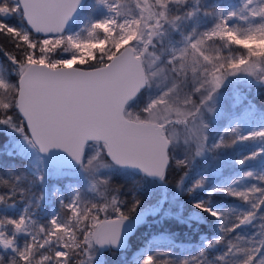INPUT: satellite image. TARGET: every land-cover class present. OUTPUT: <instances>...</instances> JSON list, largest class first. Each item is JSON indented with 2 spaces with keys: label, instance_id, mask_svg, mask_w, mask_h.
I'll return each instance as SVG.
<instances>
[{
  "label": "snow or ice",
  "instance_id": "1",
  "mask_svg": "<svg viewBox=\"0 0 264 264\" xmlns=\"http://www.w3.org/2000/svg\"><path fill=\"white\" fill-rule=\"evenodd\" d=\"M85 2L0 0V40L9 45L0 51L11 66L0 63V126L40 153L62 150L78 168L57 174L68 194L55 187L60 210L47 222L33 219L43 193L16 217L0 214V264H107V253L132 249L143 225L201 219L197 212L182 215L180 197L197 190L249 205L230 227L221 225L225 233L257 220L259 231L206 241L185 257L174 254L172 235L159 232L127 264H213L208 250L225 242L214 258L219 264H264V172L247 170L210 189L205 175L187 184L198 160L217 161L237 144L257 147L236 165L264 158V124L255 123L264 121V111L252 104L235 111L239 100L229 107L227 96L264 90V0H88L83 27L70 32ZM225 117L215 135L213 122ZM123 169L165 187L180 172L173 201L181 213L165 209L163 200L142 207L139 195L123 196L113 182ZM36 181L44 184L46 174L38 172ZM2 183L12 190L0 193V206L13 208L17 191L23 199L26 190ZM209 203L193 200L191 207L222 219Z\"/></svg>",
  "mask_w": 264,
  "mask_h": 264
},
{
  "label": "rangeland",
  "instance_id": "2",
  "mask_svg": "<svg viewBox=\"0 0 264 264\" xmlns=\"http://www.w3.org/2000/svg\"><path fill=\"white\" fill-rule=\"evenodd\" d=\"M233 4L238 3V0H232ZM89 12V4L88 0L85 4L83 12L77 22L69 27L70 32H78L83 27V19ZM13 23L19 24L18 20H13ZM0 46H9L7 45L6 41L0 40ZM0 63L5 64L1 58ZM229 107L232 106L233 103L239 100V104L237 108L234 109L235 111H239L243 108L246 104H252L255 108L259 111H264V90H248V89H241L237 94L233 90H229L227 93ZM223 119L226 121L223 122ZM228 119L221 118L217 121L213 122V130L214 134L218 135L219 131L223 129V126H226ZM258 124H264V121H255ZM257 145L246 143V144H237L233 148L220 152L218 155L220 157L219 160L213 161L211 156L207 159L198 160L196 167L193 169L192 173L187 179V184L190 185L195 179H197L200 175L207 176V188L210 189L213 185H228L231 183L233 179L236 177L242 176V174L247 170H255L256 172H264V158H261L257 161H250L245 164L243 167H240L234 163L237 158L246 155L247 153L255 150ZM21 150L23 154H21ZM10 152L13 154L14 158L18 157V162H12L16 167V171L18 176H20L19 180H22L24 186H20L19 189H25V193L23 194L24 198L21 199V193L18 197L14 199L15 207L9 208L7 206H0V214L9 215L16 217L20 215L27 205L29 199L33 201L35 204L36 197L39 196L41 193L44 194L43 201L40 202V207L38 209H34V216L33 219L36 220L38 223L43 224L47 222L53 215H56L60 210L59 201L57 200L56 196L54 195L55 187H60L61 190L64 192L65 197H67V190L63 187V181L58 180L56 178L57 174L60 172H74V171H64L59 170L51 167L49 165L48 160L43 157L36 148L28 146L21 138L13 137L4 147L0 149V152ZM15 153V154H14ZM17 155V156H15ZM0 164V193H8L5 191V187L3 185V181H6V177L4 174V168ZM6 167V163H5ZM38 172H44L46 174V182L44 184L38 183L36 181V174ZM78 172V169L75 170ZM113 182L116 184L125 185L126 188V195L132 196L134 193L139 195L144 194V201H146L144 207L152 204H156L158 201L163 200L166 203L168 209L171 211L176 209L178 212H181L179 202L173 201V195L176 192L174 188H167L161 184L150 183L143 178L141 174H129L123 172L122 170H117L113 176ZM157 182V181H154ZM255 181L246 180L244 184H251ZM244 184L239 185L243 187ZM35 194V195H33ZM186 194L180 197V200L183 202V211L184 215H190L193 212L199 213V210H194L191 207V201L193 200H205L209 201V206L215 210H218L224 213L222 219H217L216 217L210 216L211 219H207L204 217L203 224L205 228L208 230V233H192L191 235H186L184 238L181 239L177 237L176 234H171L173 239L176 242V245L179 247H175L173 249L174 254L179 257L185 256H194L197 255L198 252L205 247L206 241H211L217 239L221 236L225 237V241L233 240L237 236L250 238L254 236L258 231V225L260 221H256L254 227L251 225L242 226L237 229L235 232L232 233H225L221 229V225L223 224L224 228L230 227L232 224L236 222L235 216L238 212L242 210H247L249 205L237 198L229 196L224 193H216L214 195H209L207 190H197L194 194L189 196L188 198L185 197ZM215 195L225 196V197H232L237 200L236 207L232 210L226 209L223 207V204L218 203L216 200L213 199ZM166 198V199H165ZM33 211V209H30ZM207 214V213H206ZM145 226V227H144ZM145 228V233L140 232L139 234L133 235V244L132 249L129 250L127 254L124 252H119L118 255L107 253L106 257L110 258L115 257L114 264H127V261L131 259L132 252L136 250V248L146 239H150L152 235H158L159 232H167V231H159L154 232L152 230V225H143ZM168 233V232H167ZM131 238V239H132ZM26 237L23 235L18 237V243L20 246H23L24 240ZM162 250H166V245L160 246ZM227 248V244L221 243L215 245L213 248L208 250V257L210 260H213V264H219V261H216L214 258L218 255H222Z\"/></svg>",
  "mask_w": 264,
  "mask_h": 264
},
{
  "label": "trees",
  "instance_id": "3",
  "mask_svg": "<svg viewBox=\"0 0 264 264\" xmlns=\"http://www.w3.org/2000/svg\"><path fill=\"white\" fill-rule=\"evenodd\" d=\"M1 47V46H0ZM2 47H9V46H2ZM0 58L1 60L5 63V65H8L9 68L11 67L10 64H9V61L6 57V55L4 54L3 51H0ZM12 79H14V77H11ZM20 137L19 134L15 133L14 131H12L11 129L7 128L6 126H0V149H3V147L13 138V137ZM15 154V153H14ZM17 156V155H15ZM19 157V156H18ZM18 157L14 158L13 154H11L10 152H0V164H2L1 166L4 168V174H5V177H6V181L9 182L10 185H14V187L16 189H19L20 186H24V183L22 180H19L17 181V177L20 178V176H18V173L16 171V167L13 166L14 163L18 162ZM5 163H6V167H5ZM123 172H126V173H129V174H139L137 171H134V170H125L123 169L122 170ZM182 171V170H181ZM180 175V172H176L174 175H170L169 179H171L173 181L172 184H169L167 186V188H174V182L176 180V178ZM146 181L150 182V183H155V184H160L158 181L157 182H154L152 181L151 179H145ZM122 185V184H120ZM125 185H123L122 187V192L121 194L123 196H127V197H131L129 195H126L125 191H126V188L124 187ZM5 191L8 192V191H11L12 189L8 186H6L5 188ZM19 191H17L16 193V196L14 197V199L16 197H18L17 194ZM186 198L189 197L188 194L185 195ZM141 198L144 199V194L141 195ZM13 199V201H14ZM214 200H216L218 203L220 204H223V207L226 209V211L228 209L232 210L233 208L236 207V204H237V200L232 198V197H223V196H219V195H215L213 197ZM145 200V199H144ZM146 201H144V205H145ZM144 205L142 207H144ZM164 207L165 209H168L166 203H164ZM262 211H264V209H262ZM172 212L174 213H181V212H178L176 209L172 210ZM199 216L201 217V219L199 220H192L191 222H181L180 220H177V219H166L164 220L162 223H160L159 221L157 223H154V224H151L152 225V230L154 232H159V231H167L168 233H171V234H176L177 237H180L182 240L185 239L184 237L186 235H191L192 233H208L207 229L205 228V225L203 224L204 221V217H206L207 219H211L210 216H208V214L206 213H202V212H199L198 213ZM183 217L184 218H187L189 215H184L182 213ZM149 219H152L151 217ZM158 219V218H157ZM259 221V220H257ZM145 227V226H144ZM143 226L139 227L137 230H136V234H139L140 232H143L145 233L146 230H144ZM251 227H254V225H251ZM133 238L131 239V243L133 244ZM115 255H118L115 254ZM116 259L115 257H110V258H107L106 257V261H107V264H114Z\"/></svg>",
  "mask_w": 264,
  "mask_h": 264
},
{
  "label": "water",
  "instance_id": "4",
  "mask_svg": "<svg viewBox=\"0 0 264 264\" xmlns=\"http://www.w3.org/2000/svg\"><path fill=\"white\" fill-rule=\"evenodd\" d=\"M86 2H87V0H86ZM86 2H85V4H86ZM85 4H84V7H85ZM84 7H83V9H84ZM83 9L81 10L80 15L76 16L73 19V21L70 22L69 27L73 26L77 22V20L79 19V17L81 16V14L83 12ZM36 149L38 150V148H36ZM40 154L43 157H45L48 160L49 165L55 169L64 170V171H75L78 169V168H76L74 162L71 160V157H69L67 155V153H64L62 150L53 149V150H51V152L49 154H43V153H40ZM125 170L137 171L135 169H125ZM152 181H155V180H152Z\"/></svg>",
  "mask_w": 264,
  "mask_h": 264
},
{
  "label": "bare ground",
  "instance_id": "5",
  "mask_svg": "<svg viewBox=\"0 0 264 264\" xmlns=\"http://www.w3.org/2000/svg\"><path fill=\"white\" fill-rule=\"evenodd\" d=\"M227 119V118H226ZM226 121L225 119H223V122ZM224 127V126H223Z\"/></svg>",
  "mask_w": 264,
  "mask_h": 264
}]
</instances>
